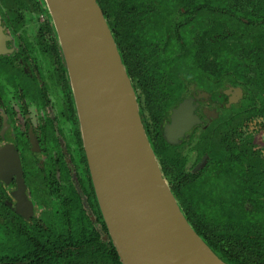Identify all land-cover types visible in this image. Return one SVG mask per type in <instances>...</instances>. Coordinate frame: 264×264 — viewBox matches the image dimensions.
<instances>
[{"label":"flooded vegetation","instance_id":"obj_1","mask_svg":"<svg viewBox=\"0 0 264 264\" xmlns=\"http://www.w3.org/2000/svg\"><path fill=\"white\" fill-rule=\"evenodd\" d=\"M134 1L125 64L170 187L264 229V0ZM118 263L45 0H0V264Z\"/></svg>","mask_w":264,"mask_h":264},{"label":"water","instance_id":"obj_2","mask_svg":"<svg viewBox=\"0 0 264 264\" xmlns=\"http://www.w3.org/2000/svg\"><path fill=\"white\" fill-rule=\"evenodd\" d=\"M96 198L121 264H228L171 189L97 0H45Z\"/></svg>","mask_w":264,"mask_h":264},{"label":"trees","instance_id":"obj_3","mask_svg":"<svg viewBox=\"0 0 264 264\" xmlns=\"http://www.w3.org/2000/svg\"><path fill=\"white\" fill-rule=\"evenodd\" d=\"M108 21L114 39L125 63V54L122 45L127 43L129 49H134L138 43V32L136 31V14L134 0H97ZM107 3L111 4L110 12L105 11ZM128 4H130L128 6ZM124 5H127L126 7ZM50 22V19H49ZM51 29L55 36L54 29ZM56 39V38H55ZM126 65V64H125ZM128 74L131 77V68L127 66ZM141 109V108H140ZM172 189V188H171ZM174 192V191H173ZM184 190L180 189V202L183 210L185 206ZM175 194V193H174ZM229 214L232 212L227 210ZM188 220L212 250L228 264H264V229L252 230L247 228L240 230L230 222L219 220V224L214 218H206L209 214L205 209L200 211V219L193 218L187 214ZM112 253L117 260L113 247ZM119 264V263H118Z\"/></svg>","mask_w":264,"mask_h":264}]
</instances>
